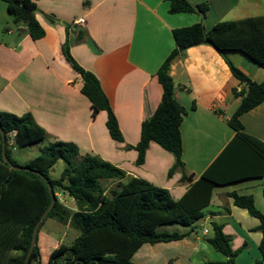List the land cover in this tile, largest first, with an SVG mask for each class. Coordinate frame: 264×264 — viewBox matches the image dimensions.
Listing matches in <instances>:
<instances>
[{
	"label": "crops",
	"instance_id": "obj_1",
	"mask_svg": "<svg viewBox=\"0 0 264 264\" xmlns=\"http://www.w3.org/2000/svg\"><path fill=\"white\" fill-rule=\"evenodd\" d=\"M89 2L85 6L84 0H37L35 17L45 36L33 40L26 26L9 25L7 6L0 0V112L18 116L30 113L46 131L47 145L58 141L74 144L80 156H97L125 171L126 178L121 182L139 177L168 189L178 200L191 184L182 181L183 174L198 179L234 138L235 131L228 121L241 97L233 90L240 93L246 84L233 76L212 46L187 49L173 60L170 69L175 98L187 110L181 124L185 169H177L169 177L175 157L155 142L150 143L145 162L137 165V150L127 146L138 144L143 120L160 102L162 90L156 73L176 46L173 30L200 21L210 30L221 21L264 16V0H192L193 4L207 3L203 18L198 13L171 14L168 0ZM80 19L84 23H79ZM79 30L86 32L88 41H76ZM68 37L74 60L98 78L117 117L123 142L110 137L105 111L93 116L91 102L81 92L83 80L63 53ZM226 58L252 81H264V68L243 53L230 51ZM239 119L246 134L264 140V102ZM118 182L108 183L112 187ZM232 192L252 195L264 215L263 175L215 187L200 220L208 222L212 231V223L223 224L232 249L238 251L236 264H254L262 259V234L255 230L259 220L233 205L229 196ZM62 196L64 206L78 211L74 199ZM210 206L214 210L205 214ZM205 230L208 234L209 229ZM59 245L53 244L47 250L51 254ZM216 262L205 258V264Z\"/></svg>",
	"mask_w": 264,
	"mask_h": 264
},
{
	"label": "trees",
	"instance_id": "obj_2",
	"mask_svg": "<svg viewBox=\"0 0 264 264\" xmlns=\"http://www.w3.org/2000/svg\"><path fill=\"white\" fill-rule=\"evenodd\" d=\"M4 1L13 22L17 26H26L33 40L45 36V30L35 17L37 0ZM168 1L171 14L198 13L203 18L207 11L206 2L193 4L190 0ZM89 4V0H84L85 6ZM66 28L68 35L69 26ZM85 34L79 30L76 41H88ZM173 37L176 46L156 73L162 90L160 102L153 114L143 120L138 144L127 146L128 149L137 150L136 164L145 162L147 149L151 142H155L175 157V163L168 172L169 177L177 169H185L181 124L187 110L175 98L170 69L175 58L194 46L205 44L215 48L225 59L233 76L246 84L240 93L233 90L234 95L241 97L239 106L228 121L235 131L234 138L198 179L194 180L193 174H183L182 181L188 180L191 184L184 195L175 200L168 189L142 178L131 177L121 182L126 178L125 171L97 156H80L76 145L66 142L48 144L42 155L30 160L25 166L40 174L14 170L3 158L0 131V264H24L34 227L51 203L46 179L52 186L55 203L40 223L38 235L49 217L68 224L79 233L72 244L61 243L54 249L48 264H56L60 259L63 264H135L133 257L143 245L177 242L189 237L193 226L203 218V210L210 205L215 187L264 175V140L246 134L239 119L243 113L264 102V81H252L226 58L227 52H241L264 68V16L221 21L210 30L200 21L174 29ZM69 43L68 37L63 45V53L83 80L81 92L91 102L93 116L105 111L110 137L123 142L117 117L98 78L74 60ZM0 129L6 136V155L14 165L16 163L8 148L11 134H14L12 146L30 147L47 138L46 131L30 113L18 116L0 112ZM59 160L64 161L65 167L59 178L52 179L50 173ZM105 180L119 182L107 189L103 184ZM57 194L74 199L78 211L64 206ZM229 196L234 206L245 209L250 216L259 220L255 230L262 234L259 244L262 259L254 264H262L264 215L258 210L252 195L232 192ZM167 225H179L188 230H158ZM212 228L214 234L208 242L226 258L213 264H236L238 251L232 249L231 237L225 234L223 224L214 222ZM28 264H42L38 245Z\"/></svg>",
	"mask_w": 264,
	"mask_h": 264
},
{
	"label": "rangeland",
	"instance_id": "obj_3",
	"mask_svg": "<svg viewBox=\"0 0 264 264\" xmlns=\"http://www.w3.org/2000/svg\"><path fill=\"white\" fill-rule=\"evenodd\" d=\"M7 6L4 0H1ZM192 1V0H190ZM194 1V0H193ZM6 18L9 19V25L16 27L17 25L13 22V17L9 14L7 8L5 11ZM5 29V28H4ZM3 29V35L7 33ZM46 140L34 144L30 147L26 146H9L10 156L16 163V166L25 167L30 160L43 154V149L46 147ZM65 163L63 160H59L53 167L50 177L57 179L61 175ZM107 182V183H106ZM109 181H103L106 188L111 187ZM61 203L64 204L66 200L64 196L60 194ZM257 206V205H256ZM258 208V207H257ZM214 207H209L205 214L209 211H213ZM259 210V208H258ZM209 229V233L205 234V229ZM188 228L181 227L179 225H167L159 227V231H185ZM78 231L66 226V224L60 223L55 219L47 218L38 235V248L40 250V258L42 264H48L50 249L49 247L53 244H67L70 245L74 242L78 236ZM213 236V231L208 222L204 219L200 220L194 227L191 235L184 240L171 242V243H160L156 245L146 244L142 251L134 258L135 264H205V258H211L213 261H224L225 257L217 252L212 245L208 242V238ZM152 255V261H149ZM56 264H63V260L60 259Z\"/></svg>",
	"mask_w": 264,
	"mask_h": 264
},
{
	"label": "water",
	"instance_id": "obj_4",
	"mask_svg": "<svg viewBox=\"0 0 264 264\" xmlns=\"http://www.w3.org/2000/svg\"><path fill=\"white\" fill-rule=\"evenodd\" d=\"M0 131L2 133V152H3V158H4L5 162L7 164H9V166L12 169H14V170L31 171L33 173L40 174L38 171L31 170V169H29L27 167H19V166H16V165L11 163V161L9 160V158L7 157L6 152H5L6 136L3 133L2 129H0ZM46 183L48 185L49 192H50V195H51V203H50L49 207L45 210V212L41 215L39 221L36 223V225L34 227L31 245H30V248H29V251H28V254H27V257H26V260H25L24 264H28V262H29V260L31 258V254H32L35 246L37 245V235H38V229H39L40 223L44 220V218L46 217V215L48 214V212L50 211V209L53 207V205L55 203V195H54L52 186H51V184L49 183V181L47 179H46Z\"/></svg>",
	"mask_w": 264,
	"mask_h": 264
},
{
	"label": "built area",
	"instance_id": "obj_5",
	"mask_svg": "<svg viewBox=\"0 0 264 264\" xmlns=\"http://www.w3.org/2000/svg\"><path fill=\"white\" fill-rule=\"evenodd\" d=\"M79 23H84V19H80ZM13 143H14V134H11L10 139L8 141V144H9V146H12ZM59 196H60V194L58 195V198H60ZM205 232H207V230H205Z\"/></svg>",
	"mask_w": 264,
	"mask_h": 264
}]
</instances>
